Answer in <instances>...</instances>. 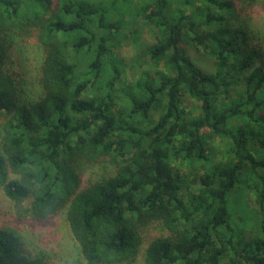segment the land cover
Masks as SVG:
<instances>
[{
	"label": "trees",
	"instance_id": "16d2710c",
	"mask_svg": "<svg viewBox=\"0 0 264 264\" xmlns=\"http://www.w3.org/2000/svg\"><path fill=\"white\" fill-rule=\"evenodd\" d=\"M257 3L0 0L14 219L63 215L83 264H264V54L241 20ZM13 39L40 51L35 99L6 68ZM96 165L112 173L82 186ZM0 264H36L5 228Z\"/></svg>",
	"mask_w": 264,
	"mask_h": 264
},
{
	"label": "rangeland",
	"instance_id": "374dc122",
	"mask_svg": "<svg viewBox=\"0 0 264 264\" xmlns=\"http://www.w3.org/2000/svg\"><path fill=\"white\" fill-rule=\"evenodd\" d=\"M254 41L258 42L260 50L264 54V7L257 3L241 16ZM148 31L142 34V38L149 39ZM12 45L8 50L6 68L24 99H35L39 88L36 83V67L40 61V51L32 40H11ZM125 47V58L133 67L135 55L139 48L128 39ZM137 64V63H136ZM207 67V64H205ZM138 67L136 68V70ZM81 185L112 173L110 165L86 166L80 172ZM0 228L12 230L17 234L28 258L36 264H83L79 257L78 248L70 236L69 229L63 215H59L45 223H27L16 221L10 211V201L0 190ZM156 231H149L146 237L152 238ZM133 264H140L137 260Z\"/></svg>",
	"mask_w": 264,
	"mask_h": 264
}]
</instances>
